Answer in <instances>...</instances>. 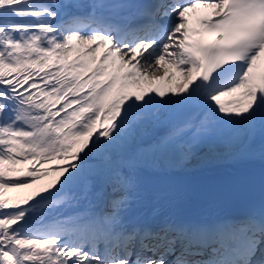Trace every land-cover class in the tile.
<instances>
[{
    "label": "snow or ice",
    "instance_id": "obj_1",
    "mask_svg": "<svg viewBox=\"0 0 264 264\" xmlns=\"http://www.w3.org/2000/svg\"><path fill=\"white\" fill-rule=\"evenodd\" d=\"M262 64L264 0H0V264H264V170L173 182L264 161Z\"/></svg>",
    "mask_w": 264,
    "mask_h": 264
},
{
    "label": "bare ground",
    "instance_id": "obj_2",
    "mask_svg": "<svg viewBox=\"0 0 264 264\" xmlns=\"http://www.w3.org/2000/svg\"><path fill=\"white\" fill-rule=\"evenodd\" d=\"M207 10V9H206ZM211 11V10H208ZM259 143V140L257 139V144ZM254 166H264V161H262L259 157V155H257L254 159L250 160V161H244L240 164H229V163H224L220 166L214 167V168H204V167H194L191 171L187 172V173H198V172H202L204 170H211V169H219V168H246V167H254Z\"/></svg>",
    "mask_w": 264,
    "mask_h": 264
}]
</instances>
